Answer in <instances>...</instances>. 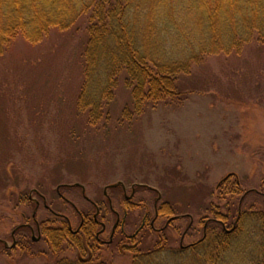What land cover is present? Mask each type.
Masks as SVG:
<instances>
[{"label":"rangeland","instance_id":"obj_1","mask_svg":"<svg viewBox=\"0 0 264 264\" xmlns=\"http://www.w3.org/2000/svg\"><path fill=\"white\" fill-rule=\"evenodd\" d=\"M82 27L52 31L36 45L17 38L0 56V239L9 249L0 245V264L60 259L131 264L137 254L178 250L197 241L216 214H229L230 229L239 205L242 211H263L264 44L208 57L179 80L170 102L146 104L130 120L120 117L130 100L120 87L108 111L93 123L87 111L77 109ZM132 189L136 206H127L123 195L130 197ZM104 191L115 211H127L128 235L146 212L153 217L157 202L154 228L146 226L130 242L116 235L110 246L94 252L66 241L53 252L44 235L25 249L11 250L10 233L23 215L31 217L33 200L43 197L75 230L79 221L71 204L91 215L83 197L102 201ZM35 214L48 222L45 228L63 227L62 219L42 206ZM175 216L185 217L164 228ZM105 217L110 228L114 216Z\"/></svg>","mask_w":264,"mask_h":264},{"label":"trees","instance_id":"obj_2","mask_svg":"<svg viewBox=\"0 0 264 264\" xmlns=\"http://www.w3.org/2000/svg\"><path fill=\"white\" fill-rule=\"evenodd\" d=\"M77 24L84 25L77 109L96 123L122 87L130 100L120 117L130 120L146 104L170 102L179 80L208 57L264 44V0H0V56L17 38L36 45L50 32ZM92 201L102 206L99 198ZM234 212L230 229L229 214H216L197 241L178 250L137 254L131 264H264V210L242 211L239 205ZM183 217H172L167 225ZM40 222L53 252L59 253L65 241L81 251L96 250L98 228L83 230L82 238L70 233L63 219L60 229ZM191 230L190 224L185 237ZM54 264L90 263L60 259Z\"/></svg>","mask_w":264,"mask_h":264},{"label":"flooded vegetation","instance_id":"obj_3","mask_svg":"<svg viewBox=\"0 0 264 264\" xmlns=\"http://www.w3.org/2000/svg\"><path fill=\"white\" fill-rule=\"evenodd\" d=\"M133 190L134 189H132V194L130 197H127L125 192H124V195H123L124 202L127 204V206H129V205L136 206L131 202V200L133 198L132 197L133 192H134ZM39 195H37V196H39ZM58 196H59V194H58ZM59 197L61 198V196H59ZM27 198H28L29 202L32 201V199L30 197H27ZM39 198L41 201L33 200V202H32L34 205V212L32 213L31 217L27 218L26 216L23 215L22 216L23 222L20 223L18 226H16L12 230V232L10 233L11 250L15 249L17 247H20L21 249L22 248L25 249L29 242L35 243V242L40 241V239L43 236L42 231H41L42 226H41L40 219H37V217H36L35 211L38 208H40L41 206L43 207V209H46L47 211H49L50 214H52L53 216L58 217L60 219H63L68 225L69 232L74 234V235H77V236L79 235L80 237L84 238L83 237V230L84 231L87 230L88 227H91V228L93 227V229L98 228V230L95 231L96 242L94 244V247L110 246L116 235H120L124 240H127L129 242L134 241L135 238L139 235V233L142 232L143 230H145L147 227L150 229H153L155 223L158 220L157 202H155L153 217L150 218L149 213L146 212L141 219L140 225L134 230V232L132 234L128 235L127 232L125 231V226L127 224V217H128L127 211L124 209V210H122L121 214L119 212L115 211V209L111 205L112 198L110 196H107V194L104 191L103 192V200L101 202V204H102L101 207H99L94 201H91L87 197H85V196L83 197L86 200V202L90 205L92 210L94 211V213L87 216L86 220H85L84 216L73 206V204H71L77 213L78 221H79L77 228L75 230H73L71 228L70 221L67 217L57 215L55 212H53L45 204V200L43 197L40 196ZM107 213H110L111 215L114 216V221L111 224L110 228H109L110 222L105 217V215ZM24 219H25V221H24ZM168 222L169 221L167 220L164 228L166 226H168L167 225ZM164 228L160 229L159 231L163 230ZM155 231H157V230H155ZM35 234H36V237H35ZM104 235H106L105 236L106 240L101 239V237H103ZM184 237H185V235L182 238H184ZM181 241H180V243H181ZM0 245H2L4 247V249L9 250V249H7L8 246L3 239H0Z\"/></svg>","mask_w":264,"mask_h":264},{"label":"water","instance_id":"obj_4","mask_svg":"<svg viewBox=\"0 0 264 264\" xmlns=\"http://www.w3.org/2000/svg\"><path fill=\"white\" fill-rule=\"evenodd\" d=\"M230 177V175L226 176L222 181H225L226 179H228ZM117 185H113V186H108V188H111V187H116Z\"/></svg>","mask_w":264,"mask_h":264}]
</instances>
